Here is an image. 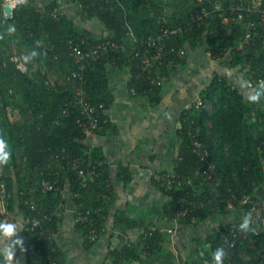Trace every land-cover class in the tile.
<instances>
[{
  "label": "trees",
  "instance_id": "trees-1",
  "mask_svg": "<svg viewBox=\"0 0 264 264\" xmlns=\"http://www.w3.org/2000/svg\"><path fill=\"white\" fill-rule=\"evenodd\" d=\"M70 1L80 4L83 20L99 19L108 34L95 36L60 12L54 16L55 3L46 7V15L42 17L36 10L35 0L18 6L12 20H0V136L11 154L4 167H10L13 175L7 176L6 181L10 193L14 185L18 187L16 205L25 221L28 264H52L51 259L61 264L55 241L45 246V238L58 232L62 222L59 214L70 201L75 206V219L79 214L87 219L76 223L87 243L90 223L100 230L98 239L105 231L109 206L116 195L106 157L100 148L89 146L87 139L94 134L117 132L105 114L114 103L108 88L107 65L129 70L131 94L147 97L154 107L161 102L159 73L167 76L169 68L186 65L188 48L195 50L205 45L214 60L227 57L232 67L249 66L248 72H253L254 79L264 74V42L252 40L240 48L247 25L238 22L229 9L240 1L247 5L248 0ZM260 1V8L264 9V0ZM215 3L221 5V12L212 11ZM203 8L211 11V15L202 21H193V16ZM175 28L185 31L165 40L161 58H155L157 50L148 44L162 29ZM107 41L115 43L116 50L104 52L97 61L90 60L80 70L71 57L72 48L87 50ZM21 50L28 52L27 70L33 69L32 63H37L49 68V77L40 70L30 74L20 70L14 58L21 55ZM146 53L152 63L150 71L142 67L141 58ZM78 92L84 94L85 103L99 116L95 131L88 132L89 120ZM200 96L206 109L194 106L181 116L182 156L175 176L157 174L153 184L165 195L178 199L177 203L165 207L170 219L176 218L177 212L187 211L180 220L204 221L212 215H229L235 210L250 218L251 203L244 204L242 200L250 197L252 202H264V113L256 103L246 100L226 77L218 74ZM9 110L16 111V122L9 119ZM196 131L208 150L209 163L200 161L193 152L190 133ZM18 158L22 165H27L22 175L16 164ZM73 162L87 177H80L73 170ZM209 164L215 165V172L205 175ZM119 176L125 186L132 179L129 168L124 166H120ZM45 183L50 184V189L44 190ZM7 207L13 219V196L8 199ZM2 219L4 216L0 213ZM35 219L39 225L31 230L28 221ZM239 222L236 220L235 224ZM148 228L136 242L121 249L114 264L141 260L140 250L147 257L161 251L162 233ZM246 229L248 238L234 249L235 254L226 264H264V228L257 235L253 228ZM224 232L209 238L210 252L197 251L202 264L210 259L211 252L224 247ZM252 240L256 243L254 250ZM245 255L248 260L243 259ZM0 263L5 264L1 254Z\"/></svg>",
  "mask_w": 264,
  "mask_h": 264
},
{
  "label": "crops",
  "instance_id": "crops-1",
  "mask_svg": "<svg viewBox=\"0 0 264 264\" xmlns=\"http://www.w3.org/2000/svg\"><path fill=\"white\" fill-rule=\"evenodd\" d=\"M57 4V9L81 29L95 36L107 35L104 24L97 18L83 20L80 4L70 0H35L36 10L42 17L49 4ZM0 0V20L7 21ZM16 58V57H15ZM239 67H232L228 58L214 60L207 53V47L195 50L188 48L187 63L175 69L169 68L168 75L159 73L162 84L161 102L151 106L147 97L133 96L128 89L130 71L112 64L106 66L108 88L114 103L106 116L117 129L116 133L91 135L87 144L100 148L110 166V179L114 201L109 206L106 228L94 243H87L75 222V206L68 203L62 214V222L54 241L60 253L61 264H114L121 249L137 241L149 226L155 227L163 235L161 251L152 257L138 252L141 260L129 264H202L198 250L211 251L208 240L228 229L236 220H244L243 212L232 211L229 215L215 214L208 219H170L165 207L177 203L175 196H167L158 190L153 180L157 174L166 173L174 177L182 156L179 132L181 116L193 109L194 102L206 90L215 74L226 77L246 100L255 95L246 75ZM246 75V76H245ZM264 113V98L256 103ZM120 166L128 167L131 181L125 186L119 176ZM17 207V205H16ZM16 235L6 239L0 233V254L5 264L4 249L16 239L23 240L14 247L15 256L11 264L27 263V246L24 241L25 221L16 208Z\"/></svg>",
  "mask_w": 264,
  "mask_h": 264
},
{
  "label": "built area",
  "instance_id": "built-area-1",
  "mask_svg": "<svg viewBox=\"0 0 264 264\" xmlns=\"http://www.w3.org/2000/svg\"><path fill=\"white\" fill-rule=\"evenodd\" d=\"M251 2H252V5L250 6L249 3ZM27 3H28V0H4L3 8H4V15L6 19L12 20L13 13L15 12L16 8L20 5H26ZM246 3L247 5H244L242 1H240L239 3L232 4L229 8L232 16H234L238 22H244L247 25L246 32L244 33V37L242 40V44H240V48H243L245 44L250 43L252 40L255 41L258 39L264 42V9L260 8L261 1L260 0H248ZM7 8L10 9V13L8 14L5 12V9ZM212 11L221 12L222 11L221 5L219 3H215ZM58 12L59 10L56 9L54 12L55 13L54 16H57L56 14ZM210 15H211V11L207 10L206 8H203L197 15L193 16V21H202L208 18ZM183 31L185 30L182 28H175L172 30L162 29L161 33L156 38H153L148 44L149 46H152L157 50V54L155 55V58L157 59L161 58L162 49L164 47L163 42L165 40H169V38H171L172 36L181 34L183 33ZM116 48H117V45L110 41H107L105 43H98V45H93L87 50H81L78 47H74L72 48L73 50L71 51V57L74 59L75 64L78 65L79 69L84 70L89 64L90 60L97 61L100 58V56L104 54V52L113 51V50H116ZM14 60L18 64V67L21 65L19 69L25 70L24 65L26 62V58L24 55L20 57H16V59L14 58ZM141 60H142L143 70L150 71V69L152 68V63H151L149 54L148 53L144 54ZM250 78H251V83H252V87L254 90V94H256V92L259 90L260 83L264 81V74L262 75L259 74L258 78L254 79L253 72H252V74L250 75ZM77 95L81 97V102L84 108V112L86 113V116L89 120L90 129H88V132L90 130H93V131L97 130L99 116L95 115V111L93 110V108L89 104L85 103L83 93L78 92ZM195 108L196 109H201V108L206 109V106L204 105L203 100H200V99L197 100L195 104ZM190 137H191L190 139H191V145L193 147V152L197 155L200 161L209 163L208 161L209 153H208V150L205 144L200 140L199 131H196L194 133L191 132ZM73 170L78 171L77 173L80 177H87L85 171L82 170L76 162H73ZM208 172H209V175H212L215 172L214 164H209L208 169L206 172H204V174L208 175ZM86 182L87 180H85L84 186H86L87 184ZM168 182L173 183V181H168ZM188 184H190V182H188ZM178 185L181 186L182 184L178 183ZM50 187L51 186L49 183L44 184V190L50 189ZM242 203L244 204L251 203L250 205L251 217L249 218V224L247 228L249 227L253 228L254 235H257L259 230L261 228L262 229L264 228V202H252L250 200V197H245L242 200ZM230 209H233L232 206H230ZM0 213L1 215L4 216V219L0 221V224H13V220L8 216L7 213L6 215L2 213L1 207H0ZM186 215H187V211L177 212L175 216L176 218L174 219L180 220L179 219L180 217H185ZM86 221L87 219L83 217L81 214H79L78 218L75 219L76 223H83ZM94 221H97V220H94ZM243 221L244 220H242L241 222L237 224L234 223V225L230 229H226L224 232V240H223L224 247L223 248L225 250L226 255L223 258V264H226L227 261L231 259L232 255L235 254L234 249L237 247H240L242 243L248 238V235H249L248 230L241 228V225L244 223ZM28 222L31 224V230H34L39 225V221L36 219L28 221ZM148 230L155 231L156 228L149 227ZM99 233H100V230L98 229V227H96L95 224L90 223V233H89L88 240L91 243L96 242L98 240L97 236ZM11 238H6V239L9 240ZM47 243L49 244L54 243V235L46 236L45 246H47ZM251 243H252L251 249L253 250L256 249L255 240H252ZM243 259L246 260V257H243ZM49 261H50V258H49ZM51 263L58 264L53 259H51ZM204 264H214L213 252L210 253V259L206 260Z\"/></svg>",
  "mask_w": 264,
  "mask_h": 264
},
{
  "label": "rangeland",
  "instance_id": "rangeland-1",
  "mask_svg": "<svg viewBox=\"0 0 264 264\" xmlns=\"http://www.w3.org/2000/svg\"><path fill=\"white\" fill-rule=\"evenodd\" d=\"M171 11L173 12V10H171ZM20 54L21 55H17V56L14 55V56L18 57V56L24 55L25 58H26V56H28V52H26L25 50H21L20 51ZM26 63H27V59H26L25 65H24L25 70H22L23 72H26L27 74H30V73L37 72L38 70H40L44 75L46 74V76H48V74H49V68H47L46 66H42V65L37 64V63H32V68L33 69L32 70H27ZM19 67H21V65ZM239 69H241V67H239ZM244 71L246 72V75H247V78L246 79H248L250 88L253 90L252 83H251V78H250V75L251 74L249 72H247L248 71V68L242 69L241 70V73H244L245 74ZM47 72H48V74H47ZM52 77L53 76H51L50 78H52ZM253 92H254V90H253ZM199 99L202 100L201 99V96H199L197 98V100H199ZM197 100H195V101L197 102ZM196 102H194V105L196 104ZM9 119L12 122H16V120L18 119V115H17L16 111L13 112L12 110H9ZM16 164H17L18 171L22 175L24 173V171L26 170L27 165H26V167H25V165H22L19 158L17 159ZM12 175H13V170L10 167H8L6 169L4 167V165L3 166H0V207L2 209V213H4L5 215L7 213L8 216H9L10 214L8 213L9 211H8V207H7V205H8V199L13 196V198H14V208H15L14 209V218H15V216H16V208H17L16 207V199L18 198L17 197L18 196V192H17L18 191V187L16 185H14L13 191H12V193H10L9 190H8L7 181H6L7 176H12ZM14 180H15V178L13 177V181ZM6 199H7V201H6ZM14 225H16L15 222H14ZM245 257H246V260L249 259L248 256L245 255Z\"/></svg>",
  "mask_w": 264,
  "mask_h": 264
},
{
  "label": "clouds",
  "instance_id": "clouds-1",
  "mask_svg": "<svg viewBox=\"0 0 264 264\" xmlns=\"http://www.w3.org/2000/svg\"><path fill=\"white\" fill-rule=\"evenodd\" d=\"M12 31V29H10ZM33 55H36L33 53ZM264 96V81H262L259 85V90L256 92L255 95H251L248 97L249 102L251 103H258L261 97ZM8 145L5 139L0 136V166L6 165L10 160V152L7 151ZM249 224V217L244 218V223L241 225L242 229H246ZM17 229L16 225L14 224H0V233H2L6 238H11L16 235ZM16 245L21 246V250L23 251V240L16 239L12 241V243L4 249L5 260L8 264H11L13 257L15 256L14 247ZM226 255L225 250L223 247L217 248L213 253V260L214 264H223V258Z\"/></svg>",
  "mask_w": 264,
  "mask_h": 264
},
{
  "label": "water",
  "instance_id": "water-1",
  "mask_svg": "<svg viewBox=\"0 0 264 264\" xmlns=\"http://www.w3.org/2000/svg\"><path fill=\"white\" fill-rule=\"evenodd\" d=\"M5 12L8 14V13H10V9L9 8H7V9H5ZM14 14H15V12L13 13V17H12V19L14 18ZM10 17V16H9ZM2 104V100H1V92H0V105Z\"/></svg>",
  "mask_w": 264,
  "mask_h": 264
}]
</instances>
